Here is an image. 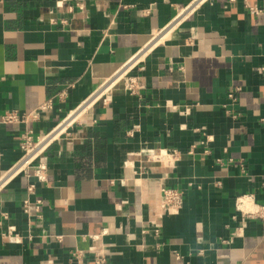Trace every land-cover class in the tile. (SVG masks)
<instances>
[{"label":"crops","instance_id":"obj_1","mask_svg":"<svg viewBox=\"0 0 264 264\" xmlns=\"http://www.w3.org/2000/svg\"><path fill=\"white\" fill-rule=\"evenodd\" d=\"M48 100L0 121V176L24 128L70 121L45 181L30 167L0 187V264H94L91 247L106 264H264V226L236 208L264 204V0H0V116Z\"/></svg>","mask_w":264,"mask_h":264},{"label":"built area","instance_id":"obj_2","mask_svg":"<svg viewBox=\"0 0 264 264\" xmlns=\"http://www.w3.org/2000/svg\"><path fill=\"white\" fill-rule=\"evenodd\" d=\"M251 13L258 12L257 8L251 7ZM120 76V75H119ZM117 76L115 82L118 80ZM124 88L136 92L138 90V83L134 77L127 76L123 79ZM103 95L96 92L91 100L101 98ZM229 98H234L232 92L228 93ZM52 102L50 100L44 102L39 108L28 112H18L16 110L6 111L0 116V121L3 123H21L28 124L32 120L38 118L41 111L50 109ZM70 123L69 118L63 120L56 127L52 128L48 133L35 136L33 130L30 127L24 128L21 134L20 148L22 155L20 160L3 176H0V187L15 174L25 171L27 168L33 167V176L38 181H45L46 163L43 161L42 151L44 147L52 140L58 138L65 133L67 125ZM56 133L52 135L54 132ZM47 139V141H46ZM46 141V142H45ZM45 142V143H44ZM154 158V157H153ZM156 159V158H155ZM33 185H29L27 190L32 191ZM182 193L179 189L162 187L160 190V207L167 214H176L182 206ZM41 201L39 199L33 202V208L35 215L40 217ZM248 205V206H247ZM31 208V202L29 199L23 200L22 209L24 212H28ZM236 208L240 210L246 217L259 219L264 226V204H257L249 196H240L236 200ZM14 231L13 227L8 230V237L13 239L17 237V234H12ZM90 250L93 252V263L94 264H106V254L102 247H91ZM82 252L75 250L72 252V257L77 261L78 264H84L82 259Z\"/></svg>","mask_w":264,"mask_h":264},{"label":"bare ground","instance_id":"obj_3","mask_svg":"<svg viewBox=\"0 0 264 264\" xmlns=\"http://www.w3.org/2000/svg\"><path fill=\"white\" fill-rule=\"evenodd\" d=\"M200 1H201V0H200ZM193 2H194V1H193ZM195 2H196V1H195ZM198 3H199V2H198ZM189 7H190V6H189ZM194 7H195V6H194ZM115 78H116V77H115ZM115 78H114L113 80H111V81H112V82H115V80H116ZM104 84H106V83H104ZM109 85H110V84H109ZM103 86H104V85H103ZM106 88H107V87H106ZM106 88H104L103 90L99 91L98 93L104 92V91L106 90ZM106 91H107V90H106ZM55 133H56V131H55L52 135H54ZM46 141H47V139H46ZM46 141H45V142H46ZM45 142H44V143H45Z\"/></svg>","mask_w":264,"mask_h":264},{"label":"rangeland","instance_id":"obj_4","mask_svg":"<svg viewBox=\"0 0 264 264\" xmlns=\"http://www.w3.org/2000/svg\"><path fill=\"white\" fill-rule=\"evenodd\" d=\"M126 74H127V73H126ZM126 74H125V73H124V74H123V73H122V74L120 73V76L118 77V80H119V81L122 80V79H120V78H124V77H126ZM114 78H115V77H114ZM119 81H118V82H119ZM107 83H109V82H107Z\"/></svg>","mask_w":264,"mask_h":264}]
</instances>
